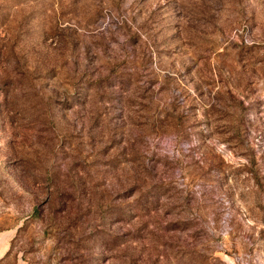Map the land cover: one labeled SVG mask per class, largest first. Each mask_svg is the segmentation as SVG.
I'll return each mask as SVG.
<instances>
[{"label": "rangeland", "instance_id": "1", "mask_svg": "<svg viewBox=\"0 0 264 264\" xmlns=\"http://www.w3.org/2000/svg\"><path fill=\"white\" fill-rule=\"evenodd\" d=\"M0 264H264V0H0Z\"/></svg>", "mask_w": 264, "mask_h": 264}]
</instances>
